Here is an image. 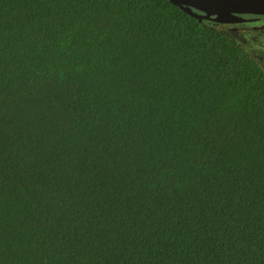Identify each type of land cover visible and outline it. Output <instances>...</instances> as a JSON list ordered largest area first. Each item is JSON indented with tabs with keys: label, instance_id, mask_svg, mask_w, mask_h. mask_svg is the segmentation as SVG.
Listing matches in <instances>:
<instances>
[{
	"label": "trees",
	"instance_id": "1",
	"mask_svg": "<svg viewBox=\"0 0 264 264\" xmlns=\"http://www.w3.org/2000/svg\"><path fill=\"white\" fill-rule=\"evenodd\" d=\"M246 44L168 0H0V264H264Z\"/></svg>",
	"mask_w": 264,
	"mask_h": 264
},
{
	"label": "water",
	"instance_id": "2",
	"mask_svg": "<svg viewBox=\"0 0 264 264\" xmlns=\"http://www.w3.org/2000/svg\"><path fill=\"white\" fill-rule=\"evenodd\" d=\"M198 21L212 19L219 24L247 21L244 15L264 16V0H168Z\"/></svg>",
	"mask_w": 264,
	"mask_h": 264
},
{
	"label": "flooded vegetation",
	"instance_id": "3",
	"mask_svg": "<svg viewBox=\"0 0 264 264\" xmlns=\"http://www.w3.org/2000/svg\"><path fill=\"white\" fill-rule=\"evenodd\" d=\"M264 16H250L244 15L243 18L247 19V21L242 23H235V24H222L226 27V25L233 26L230 32L239 34L242 38H244V42L247 43L248 49L253 51V47H258L259 44L264 46V25H257ZM238 27L244 31L243 33L239 32ZM247 31V33H246Z\"/></svg>",
	"mask_w": 264,
	"mask_h": 264
},
{
	"label": "rangeland",
	"instance_id": "4",
	"mask_svg": "<svg viewBox=\"0 0 264 264\" xmlns=\"http://www.w3.org/2000/svg\"><path fill=\"white\" fill-rule=\"evenodd\" d=\"M262 20H260V22L257 24V25H264V17H261ZM223 26V25H222ZM236 25H233V26H229V25H226V30L229 32L230 30H232V27H234ZM230 29V30H229ZM239 29V32L240 33H243L244 31L241 29V27H238ZM247 33V31H246ZM264 38V35L262 36ZM259 47V48H258ZM258 47H255V49L257 50V53H264V46L262 44H259ZM254 47H253V51L255 50Z\"/></svg>",
	"mask_w": 264,
	"mask_h": 264
}]
</instances>
